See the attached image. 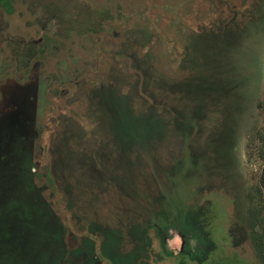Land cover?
I'll list each match as a JSON object with an SVG mask.
<instances>
[{
    "label": "rangeland",
    "instance_id": "obj_1",
    "mask_svg": "<svg viewBox=\"0 0 264 264\" xmlns=\"http://www.w3.org/2000/svg\"><path fill=\"white\" fill-rule=\"evenodd\" d=\"M10 3L11 15L0 9V161L2 151L21 147L16 164L36 172L39 196L23 220L19 207L9 212L12 200L4 196L0 215L14 227L27 220L39 228V201L45 202L57 230L65 228L74 260L93 251L96 264H107L97 258L101 240L88 233V224L153 223L172 191L189 180L187 204L207 209L209 203L211 214L204 209L198 219L203 224L213 216L208 235L214 244L204 232L176 223L161 237L164 249L204 259L216 247L206 264H259L249 223L256 211L257 227H264V197L257 191L262 163L256 158L264 130L258 108L264 101V0ZM115 91L131 101L135 117L127 126L119 120L113 125L107 114L117 105ZM149 111L169 133L155 143L151 161L146 148H136V162L128 153L137 145L121 151L116 135L126 129L129 141L138 137L140 116ZM189 115L195 130L185 140ZM212 118H224L223 129ZM12 133L17 139L9 141ZM196 157L200 175L183 165ZM7 171L11 178L4 182L22 179L23 172ZM166 176L179 180L167 186ZM138 201L141 207L133 204ZM149 240L159 252L153 230ZM156 259L148 262L174 264Z\"/></svg>",
    "mask_w": 264,
    "mask_h": 264
},
{
    "label": "trees",
    "instance_id": "obj_2",
    "mask_svg": "<svg viewBox=\"0 0 264 264\" xmlns=\"http://www.w3.org/2000/svg\"><path fill=\"white\" fill-rule=\"evenodd\" d=\"M0 9L7 15H11L13 13V8L11 6L10 0H0ZM115 94L117 95L113 94L112 97L117 102V105L115 106L114 104H111L112 110L110 111L108 108H106V110L108 109L107 114H109L113 125L116 121L119 120L121 123H124L127 126L129 124L127 122L128 119L135 117L133 115L134 112L132 110L131 101L128 98H120L118 92L116 91ZM258 108L264 112V101L258 102ZM140 118L141 119H139L138 122L141 127L140 135L138 137L135 136V138L130 137L131 141H129V139L125 138L123 135V132L126 131V129H122L123 132L121 133L118 131V134L116 135V142L118 143L121 151V148H129L128 146L136 144L137 146L134 149H128H133L134 152L128 154L133 155L136 162L140 157L138 152L135 153L136 148H146L151 154L149 159L151 161V158L153 157V155H155V143L157 141H163L168 136L169 131L167 123L161 118L156 117V113L153 111L141 114ZM223 119L224 118H221L217 121V119L212 118L211 120L212 122L217 124V127H221L223 129L224 123L221 124ZM194 122L195 118L191 115L185 118V125L189 127V133L185 134V140H190V138H192L193 131L195 130ZM124 124H121L120 126L123 128L122 125ZM133 125L135 126V124ZM15 137L16 136L14 135V133L10 134L9 141L11 138ZM82 138L83 136L78 137L79 140H81ZM15 139H17V137ZM211 144L212 141L210 145ZM258 144L259 145L256 152V158L262 163V168L258 178L257 191L260 192L264 197V130L258 136ZM213 146H211L210 148H212ZM20 148L21 147L18 148L16 145L10 146L6 149L5 152L2 151L3 153H1V156L3 158L0 161V198L4 196L6 198H10L12 201L10 202L7 209L9 210V212H12L16 211L17 207H19L20 212L18 213H21L23 220L25 218L24 216H26L27 214V207L35 203L36 199L39 196V193L37 192V189L35 187V178L37 177L36 172L32 173V169L22 170L16 164L22 154L19 151ZM6 156L8 157V159ZM158 157L160 158L162 167H164L167 172L166 166L163 165L161 157ZM155 161L156 160L153 161L154 163H151L152 166H154ZM200 161L201 160H199L197 157L195 158V160L184 159V162L187 163L185 164L183 162V165H190L191 167H188L189 170L197 171L200 169ZM191 162H193V165L191 164ZM197 165L198 167H196ZM9 168L11 170L13 169L15 173H17V171L23 172L22 179L12 178L11 183L8 181L4 182L2 179L11 178L8 176L7 169ZM198 175H200V170L198 172ZM178 180V178L172 180L171 178L166 176L164 185L172 186V184ZM192 180L194 181L195 179ZM184 183V186L172 191L173 195L164 203L163 209L160 210V214L157 213V219L154 220L153 223L139 225L133 221H129V224L125 226L116 224L110 227L100 226L98 223H89L87 227L88 233L101 240V246L99 249L100 252L97 258L101 261H106L107 264H151L150 262H148V260L150 261V259L153 257L157 258L156 262H162L165 258H170L174 259V264H206L210 255L216 250V247H213L211 251L207 253L204 259H195L186 251L179 252L177 255L168 253L164 249L162 244L163 240H161V237L163 236V233L176 223L182 224L185 228V231L188 232L192 231L196 234H198L200 231L204 232L206 234V241L209 242L211 247L214 244L212 238L210 237L211 234L209 228L210 221L213 216H211V219H207L205 223H199L198 215L200 214V212H204L205 208H197V206L187 204L188 199H190L189 188L192 187L193 182H189V180H187ZM147 196H149V194H147ZM147 196L144 199L148 198ZM44 203L39 201V208H41V206L43 205L44 209L42 217L35 216L32 219V221H34L39 217V222L36 225L39 226V228H34V225H28L27 220L22 224L16 222L14 227L10 222L9 216L0 215V264H96V261L93 258V251L92 253H88L87 251H85L84 253L80 252L82 258L81 262H77L74 260L76 258L73 254V250L68 248L65 242V228L61 226L57 230L56 226L58 227V225H55V221L53 218L54 215L51 212L50 207H46ZM138 203L139 204L133 202V204L137 207H141V203L139 201ZM207 204L208 205H206V207L208 208L205 209V211L208 212L206 213L207 215H210L211 211L209 210V203ZM144 209L146 210V207H144L143 210ZM147 210H149V207L147 208ZM1 211L2 209H0V212ZM24 212L26 214H23ZM252 217H254V220L250 221L249 223L251 245L254 249L259 264H264V227L263 229L257 227L256 211L254 213V216ZM55 230L56 233L54 234ZM151 230H153V234L155 235L156 239L161 243L159 247L160 250L157 253H154L151 241L149 240V234ZM58 234L60 235V240L55 241L57 240L55 237ZM83 254H86L85 258L82 257Z\"/></svg>",
    "mask_w": 264,
    "mask_h": 264
}]
</instances>
